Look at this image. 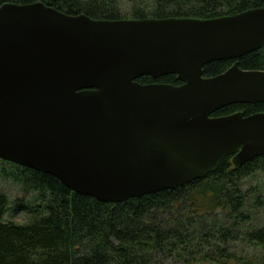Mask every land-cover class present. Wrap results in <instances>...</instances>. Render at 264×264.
<instances>
[{"label":"water","instance_id":"1","mask_svg":"<svg viewBox=\"0 0 264 264\" xmlns=\"http://www.w3.org/2000/svg\"><path fill=\"white\" fill-rule=\"evenodd\" d=\"M264 7L211 18L99 20L42 2L0 4V159L101 202L175 189L231 157L264 155ZM232 60L203 77L213 61ZM175 74L179 85L140 84Z\"/></svg>","mask_w":264,"mask_h":264},{"label":"trees","instance_id":"2","mask_svg":"<svg viewBox=\"0 0 264 264\" xmlns=\"http://www.w3.org/2000/svg\"><path fill=\"white\" fill-rule=\"evenodd\" d=\"M42 2L69 15L99 20L211 18L264 7V0H0ZM232 60L213 61L203 77ZM244 70L264 71V48L238 59ZM140 84L179 85L175 74ZM264 113V103L232 104L211 116ZM264 174V155L241 166L225 157L202 179L119 203L101 202L57 178L0 159V179L17 187L24 221L5 219L10 198L0 192V264H251L236 256L237 238L264 250V227L247 223L245 179ZM29 201L20 203L19 199Z\"/></svg>","mask_w":264,"mask_h":264},{"label":"rangeland","instance_id":"3","mask_svg":"<svg viewBox=\"0 0 264 264\" xmlns=\"http://www.w3.org/2000/svg\"><path fill=\"white\" fill-rule=\"evenodd\" d=\"M242 187L248 192L246 213L249 215V226L264 227V174L256 173L249 179H245ZM0 192H4L10 198V203L5 214V219L21 222L25 220L26 212L20 205L15 203L18 196L17 187L0 179ZM20 203L29 201L28 198L19 199ZM236 256L242 261H249L251 264H264V250L249 246L240 238L232 241Z\"/></svg>","mask_w":264,"mask_h":264}]
</instances>
